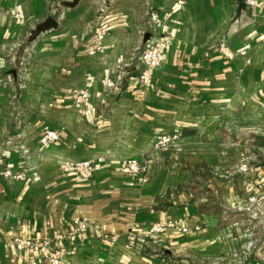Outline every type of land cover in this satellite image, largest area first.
Here are the masks:
<instances>
[{
	"label": "crops",
	"instance_id": "0c3cea01",
	"mask_svg": "<svg viewBox=\"0 0 264 264\" xmlns=\"http://www.w3.org/2000/svg\"><path fill=\"white\" fill-rule=\"evenodd\" d=\"M70 1L0 0V172L24 173L0 175V264L71 247V264H264V0H243L240 15L237 0H81L60 13ZM150 9L168 47L143 87ZM55 10L57 28L36 35ZM96 26L108 35L88 56ZM117 67L123 81L107 95ZM83 88L89 115L75 107ZM46 130L59 138L41 148ZM172 132L176 147L153 148ZM99 158L89 180L63 170ZM128 159L148 166L131 174ZM169 222L156 244L146 239ZM15 239L49 244L17 252ZM137 243L144 251L127 249ZM235 249L242 262L226 259Z\"/></svg>",
	"mask_w": 264,
	"mask_h": 264
},
{
	"label": "built area",
	"instance_id": "2783aa9c",
	"mask_svg": "<svg viewBox=\"0 0 264 264\" xmlns=\"http://www.w3.org/2000/svg\"><path fill=\"white\" fill-rule=\"evenodd\" d=\"M178 4L182 5V1H178ZM247 5L255 6L253 0H247ZM149 20L151 25L150 37L144 42L143 48L140 54V70L138 72V81L143 87H147L153 80L154 75L159 72L164 61L165 54L168 47V40L165 36L158 33L157 29L161 26V20L158 15L152 10H149ZM94 38L88 47V56H96L103 52V43L108 35V31L101 26H96L93 30ZM222 53L229 59L233 58L232 53L227 48H221ZM244 55V53H241ZM119 65L122 64L121 61H117ZM123 77L121 75V69L117 67L113 72L111 77H106L102 81V86L104 88V93L109 95L111 90L117 89L122 83ZM89 91L87 88L78 90L75 95V107L78 111L83 114H91L92 106L89 99ZM58 133L54 130H46L40 137L39 144L41 148H47L55 144L58 141ZM182 134L180 132L172 133H161L154 141L153 148L158 151L169 150L176 147L182 140ZM0 146H4L0 142ZM102 159L96 160H81V161H65L63 162V170L65 172H71L76 178L89 180L93 177L96 169L101 165ZM122 164L125 168L135 175H141L142 172L146 170L148 166L147 162H141L136 159L123 160ZM249 169L248 158L245 155H241L240 158V172L246 173ZM0 175L4 178L12 180H21L24 177V173L16 172L10 169H2ZM223 177V176H222ZM225 177V176H224ZM174 224L169 222L166 225H156L151 228L148 234L145 235L146 239L152 244L157 243V234L163 232L167 228L173 227ZM85 229V225L79 224V230ZM186 231L185 229L183 230ZM14 247L17 252H22L26 249H35L47 247L48 242H34L31 240H21L15 239ZM127 249L134 250L137 252H142L145 249L144 244L137 243L133 246H128ZM76 248L71 247L67 249H58L47 253V255L42 257H37L32 259L29 264H71V259L76 253ZM147 255L150 256L149 253Z\"/></svg>",
	"mask_w": 264,
	"mask_h": 264
},
{
	"label": "water",
	"instance_id": "95a60500",
	"mask_svg": "<svg viewBox=\"0 0 264 264\" xmlns=\"http://www.w3.org/2000/svg\"><path fill=\"white\" fill-rule=\"evenodd\" d=\"M80 1L81 0H71L70 2L64 3V6L67 8H75ZM237 3H238L237 15H240L241 11L245 10L246 6H245L243 0H237ZM56 15H58V12L55 10V11H53L52 16H49L43 22L38 24L35 28V34L39 35V34L47 32V31L56 29L58 26ZM148 38H149V34H146V36L144 37V42L146 40H148Z\"/></svg>",
	"mask_w": 264,
	"mask_h": 264
},
{
	"label": "rangeland",
	"instance_id": "374dc122",
	"mask_svg": "<svg viewBox=\"0 0 264 264\" xmlns=\"http://www.w3.org/2000/svg\"><path fill=\"white\" fill-rule=\"evenodd\" d=\"M87 2V1H86ZM100 2H106V0H100ZM107 3V2H106ZM103 4V7H104V3H101V5ZM106 8L108 7V6H105ZM66 8L67 7H65L64 6V4H62V5H60L59 6V8H58V10H59V12L61 13V12H65L66 11ZM33 32V31H32ZM29 38H32V37H29ZM226 217H227V220L228 221H231V222H234V221H244V218L243 217H239V216H237V215H233V214H231V213H227L226 214ZM254 234V232H252V235ZM236 258H237V260L239 261V262H242L243 260H244V255L243 254H241V257H240V252H239V250L238 249H235V250H232L230 253H228V256H227V258L226 259H228L229 260V262L230 261H232V260H236Z\"/></svg>",
	"mask_w": 264,
	"mask_h": 264
}]
</instances>
